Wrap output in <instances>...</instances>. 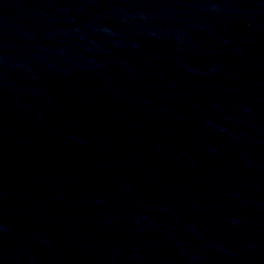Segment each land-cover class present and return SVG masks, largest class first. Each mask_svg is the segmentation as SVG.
Instances as JSON below:
<instances>
[{
  "label": "water",
  "instance_id": "95a60500",
  "mask_svg": "<svg viewBox=\"0 0 264 264\" xmlns=\"http://www.w3.org/2000/svg\"><path fill=\"white\" fill-rule=\"evenodd\" d=\"M156 264H264V0H166Z\"/></svg>",
  "mask_w": 264,
  "mask_h": 264
}]
</instances>
